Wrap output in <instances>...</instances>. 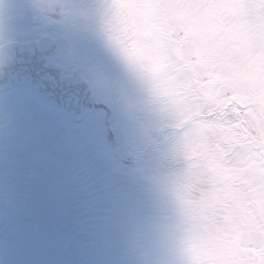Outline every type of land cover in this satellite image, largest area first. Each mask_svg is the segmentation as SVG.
<instances>
[{"label":"snow or ice","instance_id":"obj_1","mask_svg":"<svg viewBox=\"0 0 264 264\" xmlns=\"http://www.w3.org/2000/svg\"><path fill=\"white\" fill-rule=\"evenodd\" d=\"M241 53L264 77V0H0V264H264Z\"/></svg>","mask_w":264,"mask_h":264},{"label":"rangeland","instance_id":"obj_2","mask_svg":"<svg viewBox=\"0 0 264 264\" xmlns=\"http://www.w3.org/2000/svg\"><path fill=\"white\" fill-rule=\"evenodd\" d=\"M100 11L101 10H98V13H100ZM101 14L102 13H100V16ZM103 20H104V17H103ZM103 20L101 21L99 18L97 19L96 17H94L90 21H88L89 23L86 26H84V28L98 27L97 30L103 33L105 38H108L109 36H111V34L109 33V35H106V30L102 28V26L106 24V21H103ZM96 22L99 23L101 27L96 26L95 25ZM125 32L127 33V30H125ZM119 44L121 47L123 46L122 42L121 43L119 42ZM131 46L134 47V51H131L132 49ZM131 46L128 50H125L123 47L122 48L129 54L130 58L134 61L133 64H135V61H137V64L139 65L138 63V60H139L140 66H142L143 60H142V57H140L139 54L137 53L136 41L134 39L131 42ZM234 63H235V66L237 69V75L239 76V78L247 86L248 90L253 95L257 96L258 99H261V107L257 110L256 117L259 122L264 123V77H262L259 74L258 70L254 69L251 63L247 62L246 56L242 53L237 55ZM238 171L241 173H247L249 170L244 168V169H239ZM238 191L246 192L247 189L245 187L243 189H239Z\"/></svg>","mask_w":264,"mask_h":264},{"label":"flooded vegetation","instance_id":"obj_3","mask_svg":"<svg viewBox=\"0 0 264 264\" xmlns=\"http://www.w3.org/2000/svg\"><path fill=\"white\" fill-rule=\"evenodd\" d=\"M131 69H129V75L135 79L137 77H139L141 69H133L132 67H130Z\"/></svg>","mask_w":264,"mask_h":264}]
</instances>
